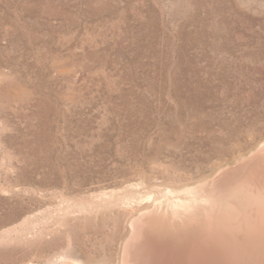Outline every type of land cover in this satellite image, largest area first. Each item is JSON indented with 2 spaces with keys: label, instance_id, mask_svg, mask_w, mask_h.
I'll use <instances>...</instances> for the list:
<instances>
[{
  "label": "rangeland",
  "instance_id": "obj_1",
  "mask_svg": "<svg viewBox=\"0 0 264 264\" xmlns=\"http://www.w3.org/2000/svg\"><path fill=\"white\" fill-rule=\"evenodd\" d=\"M261 140L264 0H0V264L109 258L133 189Z\"/></svg>",
  "mask_w": 264,
  "mask_h": 264
},
{
  "label": "bare ground",
  "instance_id": "obj_2",
  "mask_svg": "<svg viewBox=\"0 0 264 264\" xmlns=\"http://www.w3.org/2000/svg\"><path fill=\"white\" fill-rule=\"evenodd\" d=\"M141 187L131 195L143 201L124 212L126 227L109 258L91 227L82 231L74 260L61 264H264V140L214 162L196 180L158 192L159 201Z\"/></svg>",
  "mask_w": 264,
  "mask_h": 264
}]
</instances>
